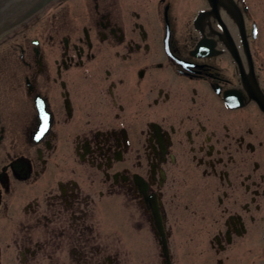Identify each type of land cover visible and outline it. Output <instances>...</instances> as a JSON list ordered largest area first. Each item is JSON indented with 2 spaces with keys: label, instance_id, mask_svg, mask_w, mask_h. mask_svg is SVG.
Returning <instances> with one entry per match:
<instances>
[{
  "label": "flooded vegetation",
  "instance_id": "obj_1",
  "mask_svg": "<svg viewBox=\"0 0 264 264\" xmlns=\"http://www.w3.org/2000/svg\"><path fill=\"white\" fill-rule=\"evenodd\" d=\"M0 264H264V0H55L0 36Z\"/></svg>",
  "mask_w": 264,
  "mask_h": 264
},
{
  "label": "water",
  "instance_id": "obj_2",
  "mask_svg": "<svg viewBox=\"0 0 264 264\" xmlns=\"http://www.w3.org/2000/svg\"><path fill=\"white\" fill-rule=\"evenodd\" d=\"M55 0H20L13 3L0 0V35L20 25L25 20L36 14L47 4Z\"/></svg>",
  "mask_w": 264,
  "mask_h": 264
},
{
  "label": "bare ground",
  "instance_id": "obj_3",
  "mask_svg": "<svg viewBox=\"0 0 264 264\" xmlns=\"http://www.w3.org/2000/svg\"><path fill=\"white\" fill-rule=\"evenodd\" d=\"M51 3V2H50ZM48 5V4H47ZM40 11V10H39ZM16 27H18V26H16ZM16 27H14V28H12L11 30H9V31H7V32H5L4 34H2V35H6L8 32H10V31H12L13 29H15ZM2 35H0V36H2Z\"/></svg>",
  "mask_w": 264,
  "mask_h": 264
}]
</instances>
